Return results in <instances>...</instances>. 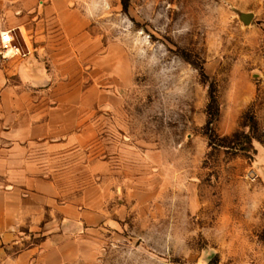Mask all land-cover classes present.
<instances>
[{
    "label": "rangeland",
    "instance_id": "obj_1",
    "mask_svg": "<svg viewBox=\"0 0 264 264\" xmlns=\"http://www.w3.org/2000/svg\"><path fill=\"white\" fill-rule=\"evenodd\" d=\"M127 1L0 0V54L11 31L57 123L37 173L100 215L0 247L61 230L65 264H264V0Z\"/></svg>",
    "mask_w": 264,
    "mask_h": 264
},
{
    "label": "crops",
    "instance_id": "obj_2",
    "mask_svg": "<svg viewBox=\"0 0 264 264\" xmlns=\"http://www.w3.org/2000/svg\"><path fill=\"white\" fill-rule=\"evenodd\" d=\"M55 9L59 7L54 3L51 11ZM62 11L60 17L66 14ZM13 53L0 54V244L25 240L24 228L41 226L48 214L59 229L66 222L75 225L83 219L93 225L100 219L98 213L75 204H59L55 184L37 173L35 140L50 136L57 123L52 114L43 121L41 106L35 107L31 58ZM68 257L61 230L16 254L0 247V264H65Z\"/></svg>",
    "mask_w": 264,
    "mask_h": 264
},
{
    "label": "trees",
    "instance_id": "obj_3",
    "mask_svg": "<svg viewBox=\"0 0 264 264\" xmlns=\"http://www.w3.org/2000/svg\"><path fill=\"white\" fill-rule=\"evenodd\" d=\"M124 4L125 7L129 6V3L127 0H124ZM219 111V107H218V100L217 97L215 96V94H212V102L209 105V115H210V120L209 123H211L213 121V119H215V117L217 116Z\"/></svg>",
    "mask_w": 264,
    "mask_h": 264
},
{
    "label": "built area",
    "instance_id": "obj_4",
    "mask_svg": "<svg viewBox=\"0 0 264 264\" xmlns=\"http://www.w3.org/2000/svg\"><path fill=\"white\" fill-rule=\"evenodd\" d=\"M13 39H14V37H13L11 31H5L4 33H2L1 41L4 44V46L6 48H8V50H7L5 55L10 54L11 52L14 51V49H17L16 47L12 46ZM10 47H12V49H9ZM17 51H18V49H17Z\"/></svg>",
    "mask_w": 264,
    "mask_h": 264
},
{
    "label": "water",
    "instance_id": "obj_5",
    "mask_svg": "<svg viewBox=\"0 0 264 264\" xmlns=\"http://www.w3.org/2000/svg\"><path fill=\"white\" fill-rule=\"evenodd\" d=\"M253 17H254V14L253 13H245L242 16V19H243V21L245 23L250 24L251 21H252V19H253Z\"/></svg>",
    "mask_w": 264,
    "mask_h": 264
}]
</instances>
